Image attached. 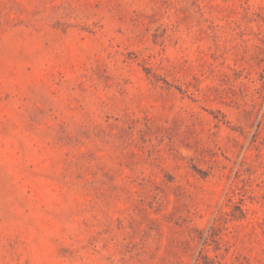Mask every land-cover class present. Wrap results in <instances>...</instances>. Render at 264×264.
Returning <instances> with one entry per match:
<instances>
[{"label": "rangeland", "instance_id": "obj_1", "mask_svg": "<svg viewBox=\"0 0 264 264\" xmlns=\"http://www.w3.org/2000/svg\"><path fill=\"white\" fill-rule=\"evenodd\" d=\"M0 264H264V0H0Z\"/></svg>", "mask_w": 264, "mask_h": 264}]
</instances>
